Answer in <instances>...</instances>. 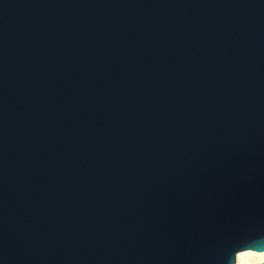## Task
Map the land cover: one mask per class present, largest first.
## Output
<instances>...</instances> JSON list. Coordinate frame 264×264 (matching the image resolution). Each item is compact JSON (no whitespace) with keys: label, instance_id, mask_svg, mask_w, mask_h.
Instances as JSON below:
<instances>
[{"label":"water","instance_id":"1","mask_svg":"<svg viewBox=\"0 0 264 264\" xmlns=\"http://www.w3.org/2000/svg\"><path fill=\"white\" fill-rule=\"evenodd\" d=\"M247 250L264 251V0H0V264Z\"/></svg>","mask_w":264,"mask_h":264},{"label":"bare ground","instance_id":"2","mask_svg":"<svg viewBox=\"0 0 264 264\" xmlns=\"http://www.w3.org/2000/svg\"><path fill=\"white\" fill-rule=\"evenodd\" d=\"M262 262H264V251L247 250L240 252L237 256L238 264H260Z\"/></svg>","mask_w":264,"mask_h":264},{"label":"rangeland","instance_id":"3","mask_svg":"<svg viewBox=\"0 0 264 264\" xmlns=\"http://www.w3.org/2000/svg\"><path fill=\"white\" fill-rule=\"evenodd\" d=\"M238 264V263H237Z\"/></svg>","mask_w":264,"mask_h":264}]
</instances>
